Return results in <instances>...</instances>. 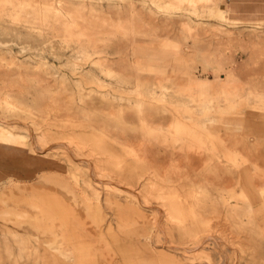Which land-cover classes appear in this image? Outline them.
I'll list each match as a JSON object with an SVG mask.
<instances>
[{"label":"rangeland","instance_id":"rangeland-1","mask_svg":"<svg viewBox=\"0 0 264 264\" xmlns=\"http://www.w3.org/2000/svg\"><path fill=\"white\" fill-rule=\"evenodd\" d=\"M227 2L0 0V264H264V20ZM171 43L194 96L242 81L230 125L150 92L132 48Z\"/></svg>","mask_w":264,"mask_h":264},{"label":"bare ground","instance_id":"bare-ground-1","mask_svg":"<svg viewBox=\"0 0 264 264\" xmlns=\"http://www.w3.org/2000/svg\"><path fill=\"white\" fill-rule=\"evenodd\" d=\"M46 3H48V2H46ZM50 6H51V4H50ZM46 9H47V12H49L48 9L49 10L53 9V11H56L55 12L56 15H57V13L58 14L60 13L59 8H56L55 5L52 7H47ZM93 11L95 12L94 9H93ZM64 12H66V11H64ZM74 12H75V10H74ZM227 12H228V10L223 9V8H220L217 10V14L219 16H222V17H226ZM72 14H73V11H72ZM43 15H40V16H43ZM60 15H62V14H60ZM45 17H48V16H46V14H45ZM79 17H80V15H79ZM83 20L84 19H82V21ZM128 24H127V26H128ZM115 25H117V24H115ZM120 25H121V23H120ZM68 26H69V24H68ZM123 27H125V26H123ZM84 33H86V32H84ZM79 34L80 33H78V35ZM101 42H103V41H101ZM92 44H93V47H91V48L93 49V53H102V52L104 53L105 52V48L101 47L96 42H92ZM103 46H105V45H103ZM165 47L166 48H161L158 50H155V49L151 50V49H147L143 45H137V46H134L132 48V52H131V56H132L133 64L135 66V70L138 72L139 71H146V73H148L150 76L151 75L153 76L152 82L150 84L151 85L150 86V92L153 94L154 97L165 98V97L171 96V98H174L176 101L178 100V102L180 104H182L184 107L190 108L191 113L194 116H201V115L205 114L206 112H208L213 107V105L217 102L219 97H223L224 103H222V107L226 113H235L239 110V107L242 103V99L240 98L241 97L240 93L242 90V84L240 83L238 77L230 74V76L223 81V83H222V86H223V90H222L223 93L222 94L223 95L222 96H220V94H218V93L217 94L213 93L212 92L213 87L211 85H209L208 89L205 92V96L200 99V98H198L197 95L194 96L192 94L193 84L196 81H195V77L191 73V70L183 69V67H181L180 64H175V66L172 67L171 69L168 68V65H169L168 62L171 59H173V57H174V59H179L178 54L180 53L181 46L177 43H171L169 45H166ZM168 47H169V52H172L173 54L166 55L165 51ZM186 47H188V46L185 45L184 48H186ZM100 57H102V58H100V62H99V64H97L99 70L103 71L105 74L111 73L112 70L109 68V65H110L109 58H107L106 56H100ZM87 71H88V73H90L91 75L94 76V79L96 81H98L102 84H105L107 82L104 78L100 77L96 73V71H94L93 69H88ZM136 75H137V72H136ZM137 81H139V80L137 79ZM107 83H111V82H107ZM197 84L205 85V84H207V82L206 81H199ZM138 90H141V87H138ZM190 116L191 115L187 112L183 113V117H185V118H188ZM234 118H239V115L234 114ZM202 119H203L202 122L212 120L210 117H207V116H202ZM10 148H11V146H10Z\"/></svg>","mask_w":264,"mask_h":264},{"label":"crops","instance_id":"crops-1","mask_svg":"<svg viewBox=\"0 0 264 264\" xmlns=\"http://www.w3.org/2000/svg\"><path fill=\"white\" fill-rule=\"evenodd\" d=\"M228 13L230 16H232L233 19H242V21H259L264 20V0H228L227 7ZM211 57L207 56L206 64L205 66H208L210 64ZM210 81L214 82H222L226 79V76H220V77H214V78H208ZM240 83L242 84V81L239 79ZM221 113V112H220ZM246 113V111H245ZM216 112L214 113V115ZM224 124L227 122L226 125H230V119L231 114L222 113ZM248 119H250L248 117ZM248 122L247 120L244 122V126H246L248 129H251L249 126L250 124H245ZM250 127V128H249ZM263 150H264V132H263ZM256 173L255 170H252L248 168L242 169V186L245 187L247 194H250L252 197V201L255 205H258L262 202V198L260 197L261 194V185H264V178L261 180H258V178L252 174L249 173ZM250 175V176H249ZM253 195V196H252Z\"/></svg>","mask_w":264,"mask_h":264}]
</instances>
